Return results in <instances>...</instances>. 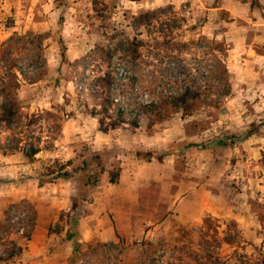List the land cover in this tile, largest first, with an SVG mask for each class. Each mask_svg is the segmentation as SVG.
Returning a JSON list of instances; mask_svg holds the SVG:
<instances>
[{"label": "rangeland", "instance_id": "1", "mask_svg": "<svg viewBox=\"0 0 264 264\" xmlns=\"http://www.w3.org/2000/svg\"><path fill=\"white\" fill-rule=\"evenodd\" d=\"M263 2L0 0V264L36 262L26 255L36 209L30 198L16 200L13 193L57 179L50 172L56 159L62 164L73 159L69 179L88 187L105 176L110 180L111 172L119 178L115 155L126 149L112 148L111 142L132 143L146 160L154 154L183 155L186 168L191 162L187 154L212 157L206 169L191 170L198 180L202 174L207 177L201 187L211 193L200 189L183 198L185 209L159 214L149 208V214L136 216L134 223L119 224L115 240L73 241L66 264H264ZM161 7L165 10L159 16L164 18L151 26L141 24V13ZM166 23L173 30L158 33ZM137 39L144 42L134 58L129 44ZM211 40L228 47L225 59L233 92L220 106L199 104L190 114L172 110L152 127L142 117L137 128L125 122L109 133L101 131L98 117L91 113L98 107L91 88L95 77L111 69L120 101L147 99L153 92L204 79L215 64ZM28 84L34 88L30 96L22 88ZM9 106L13 113L4 119ZM140 139L152 145L161 141L165 147L149 148ZM33 145L41 152L31 162L25 151ZM61 152L70 156H57ZM237 161L239 169L243 164L255 166L256 180L249 182L237 172L229 183V165ZM15 164L25 168L13 172ZM143 196L152 207L158 205L156 192ZM94 200L88 201L96 204ZM241 201L250 205L246 211ZM205 204L221 208L205 216L194 214L199 209L194 206ZM69 213L60 220L73 224L79 211ZM239 217L246 222L256 219V226L250 228ZM69 233L72 239L74 231Z\"/></svg>", "mask_w": 264, "mask_h": 264}, {"label": "crops", "instance_id": "2", "mask_svg": "<svg viewBox=\"0 0 264 264\" xmlns=\"http://www.w3.org/2000/svg\"><path fill=\"white\" fill-rule=\"evenodd\" d=\"M260 2H263V0H260ZM32 85H22L29 96L34 89ZM139 141L148 144L149 148L161 149L165 147V143H161V141H157L153 145L149 141V143H146L144 139ZM109 146L112 148L120 146V148L126 149L115 155L121 168L120 176L116 182H111L105 176L101 182L93 187H88L84 183H77L72 178H57L53 182L42 185L38 182L30 189H19L13 193L16 200L25 197L30 198L36 209V224L30 240L29 251L26 253L32 261L36 260L35 264H66L73 241L91 240L93 238L115 240L119 224L134 223L136 216L149 214V208L158 209L157 213L159 214H163L171 208L178 209L181 206L185 209L184 204L180 202L183 198L187 199L200 189H202V192L211 193L207 187L205 189L201 187V182L205 181L204 183H206L207 177L202 174V180H198L195 177V171L191 172L195 166L202 169L207 168L210 157L208 159L202 153L187 154V159L191 162L189 167L186 168L184 163L186 158L182 157L183 155L173 153L162 155L160 158L154 154L150 160H146L138 156L137 152L133 150L132 143L130 146H124L123 144L118 145V143L111 142ZM61 154L67 157L70 156L64 152L57 154V156ZM235 156L239 159L240 154H235ZM232 158L227 160L230 162ZM212 159L211 157L210 160ZM22 165L25 168V164H15V167L11 169L16 172L21 169ZM239 165V161H237V165H229V167H232L227 172L226 177L229 183L232 176H235L237 172H240L244 178L247 177L249 182L252 179L256 180L253 173L255 166L243 164V167L239 169ZM82 191L87 193V197L82 196ZM147 191L157 193L156 200L159 203L156 207H152L143 196V193ZM184 193L186 195H183ZM89 197L94 198L97 205L90 204ZM240 206L245 211L250 207L249 204L243 201L240 202ZM192 207L189 210L199 208L194 212L197 216H205V214L211 211L216 212L221 208L214 205L206 206V204ZM142 209L146 212H142ZM74 211L75 214L77 211L79 213L76 215L73 224L65 221L63 217V220H60L61 214H70L69 212L73 214ZM249 213L253 214L251 211ZM2 218L0 215V219ZM238 221L249 224L247 226L250 228L253 225L256 226V219L247 220L246 222L239 217ZM56 226H58V230L55 229ZM51 228L53 229L51 230ZM73 231L74 237L71 239L69 232Z\"/></svg>", "mask_w": 264, "mask_h": 264}, {"label": "trees", "instance_id": "3", "mask_svg": "<svg viewBox=\"0 0 264 264\" xmlns=\"http://www.w3.org/2000/svg\"><path fill=\"white\" fill-rule=\"evenodd\" d=\"M57 1L61 2V0ZM164 10L161 7L154 11H146L141 13L138 18L141 20V24L151 26L154 24V20L164 18L159 16V14H164ZM155 16L157 17L155 18ZM164 16L166 17V14ZM64 20L65 15L62 12L59 20L61 29L64 26ZM163 22H161L162 25ZM158 29V33H165L166 30L171 32L173 27L169 23H166V27L162 26ZM158 38V35L154 36L155 41ZM143 42L137 39L129 44L134 58H137L141 54L140 43ZM209 45L214 52L213 60L215 64L207 75L204 76V79L201 80L197 77L178 89L168 92H153L154 96L147 99L133 101V98H131L127 104L120 101L114 87L117 78L115 72L111 69L105 71L102 76L95 77L93 83H91V88L98 101V107L92 109L91 113L98 117L101 131L109 133L122 126L125 122H129L132 128H137L142 124V117H147L149 120L148 124L152 127L159 120L164 119L172 110H183L185 114H190L199 104L220 106L233 92L230 72L225 59L228 54V47L217 40L209 41ZM65 59L66 54L63 53V60ZM12 113L13 107L9 106L4 110L3 118L10 117ZM39 152H41V147L33 145L25 151V155L31 162H34L37 160ZM53 163L56 165H54L55 168L50 169V172L54 175V178H69L72 175V170L69 167L74 163L73 159L67 160L64 164L56 159ZM118 175L116 177L111 172L110 181L116 182ZM44 182L41 180L40 184H44Z\"/></svg>", "mask_w": 264, "mask_h": 264}]
</instances>
